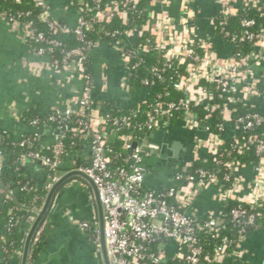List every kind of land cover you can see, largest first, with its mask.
Instances as JSON below:
<instances>
[{
  "label": "built area",
  "instance_id": "built-area-1",
  "mask_svg": "<svg viewBox=\"0 0 264 264\" xmlns=\"http://www.w3.org/2000/svg\"><path fill=\"white\" fill-rule=\"evenodd\" d=\"M34 1L41 8L39 19L46 23L52 33L73 32L84 43L63 49L62 59L47 56L46 48L36 49L31 43L37 56L47 58L41 62L40 68L68 72L71 77L82 81L83 86L73 104L56 107L50 116L51 121L60 125L55 143L47 146L52 155L29 151L21 156L38 161L52 174L58 173L63 164L69 161L73 170L86 173L94 181L104 210V235L111 264H144L146 261L163 264L170 260H178V264H224L227 260L243 263L248 253L244 242L249 228L254 226L260 230L257 219L264 217L261 214L264 209V131L242 136L245 144L253 145L258 158L256 161L244 163L232 157L231 151L223 150V146L226 139H235L241 129L264 127V111L238 113L244 107L264 106V26L256 31L250 30L248 27L253 26L255 21L243 19L242 25L246 29L240 34H233L226 26L239 6L255 5L260 0H219L220 8L210 22L215 34L233 47V51L225 57L219 56L214 42L209 37L199 36L194 26L184 23L179 29L168 17L157 18L155 25L150 26V21L155 18L151 15L144 24L125 29V42H110L126 67L123 84L127 90V79L132 75V70L142 63L139 59L132 64V59L145 55L151 49L163 51L166 61H176L185 68V73L173 84L182 97L177 101L158 99L148 117L140 123L139 127L145 129L144 133L138 137L132 134L122 137L123 147L128 154L124 163L116 168L112 166L107 135L114 126L127 124L130 116L103 115L93 109V75L87 71L85 63L89 60L90 51L100 42L86 41L83 29H90L98 22L108 23L114 16L122 17L126 22L140 0H108L104 7L101 6L102 0H93L95 14L90 19L78 15L75 26L55 18L47 0ZM156 1L160 0H150L151 3ZM184 11L192 17L187 3ZM1 15L3 22L19 27L25 39H47L44 32H37L30 24ZM144 31L150 32L154 38L136 44V38ZM244 42H250L253 46L249 53L238 52V43ZM49 43L53 47H61L62 44L58 39H51ZM151 70L158 79H163L159 68L154 66ZM205 83L214 87L210 88ZM143 84L148 86L153 81L145 79ZM220 98H224V101L219 102ZM199 104H205V119L217 110L221 112L223 122L218 125V132L202 124V118L196 112ZM138 112L134 111L133 115ZM179 112L177 123H174L172 117ZM71 118L78 120L73 128L74 134L92 140V156L88 166L79 165L75 156L64 159L62 132L71 127ZM176 124L195 133L190 149L191 159L180 161L169 171V183L165 187L145 188L146 169L142 167V161L144 157L151 156L150 152L145 151L148 145L146 135L168 133ZM26 125L40 128L38 120ZM225 130L227 134L223 135L221 132ZM31 134L40 141L39 132ZM19 145L25 146L26 139H22ZM233 148L239 152L242 150L236 144ZM201 151L205 154L202 155ZM209 156H212L218 170L200 168L194 174L185 173L195 160L206 161ZM3 161L4 149L0 147V167ZM172 180H183L184 183L171 185ZM212 187L216 189L213 195L216 207L198 211L195 208L197 197ZM229 201L237 204L226 211L224 206ZM39 210L32 209L28 216L30 223L35 221ZM80 225L83 228L90 226L87 222ZM228 226L235 230L237 238L221 234ZM200 231L218 238L211 253L205 252L200 243ZM157 239H160L157 250L151 251L150 244Z\"/></svg>",
  "mask_w": 264,
  "mask_h": 264
},
{
  "label": "crops",
  "instance_id": "crops-1",
  "mask_svg": "<svg viewBox=\"0 0 264 264\" xmlns=\"http://www.w3.org/2000/svg\"><path fill=\"white\" fill-rule=\"evenodd\" d=\"M47 2L55 18L72 26L77 24V12L67 8L64 5V0H47ZM185 3L190 9L192 17L184 11ZM147 8L155 17L150 21V26L155 25L157 18L168 17L177 24L179 29L186 23L189 26H194L199 36L209 37L214 42L219 56L225 57L233 51L231 45L225 43L215 34L210 22L211 17L220 8L219 0H188L187 2L186 0H160L153 3L149 1ZM44 60L47 58L35 54L31 41L25 39L23 31L19 27H13L7 22L0 23V129L11 134L15 139H20L26 133L39 132L40 141L48 146L55 143L58 137L57 130L26 125L21 120L23 112L36 109L41 113H47L56 107L73 104L79 97L83 83L65 71L42 70L40 65ZM89 62L94 82V99L116 101L124 107L132 106L127 105L130 102L124 97L125 92L133 93L129 89L127 90L123 84L127 75L126 67L111 43L102 41L95 46L89 53ZM166 138L170 140L171 144L179 142L187 147L185 151L179 152V162L191 159L190 149L195 139L193 131H188L180 127V124H176L168 133L158 132L149 139L153 143H160ZM201 154L204 155V151H201ZM91 156L90 146L85 145L75 158L86 162ZM154 156L146 157L148 162L153 165ZM23 163L26 173L41 184L48 185L56 177L54 182L48 186L49 190L57 180L74 171L72 163L69 161L63 164L56 176L38 161L23 158ZM144 186L145 188H163L153 183L152 177H146ZM215 190L212 187L201 192L195 201V208L198 211L204 212L209 208L216 207L213 201ZM70 218L74 224L89 223V230L99 219L94 191L87 181L78 176L69 178L59 188L49 214L38 230L30 249V252L33 249L40 250L38 259L30 260L29 253L28 264H64L63 259L60 258L63 245H56L52 237ZM31 225L32 223L28 220L21 221L20 227L26 236ZM50 243L53 244V247L49 249L47 247ZM244 248L248 253L243 263L227 260L224 264H264V231H251L244 242ZM22 253L23 249L18 250L13 256V263L10 264H21ZM80 255L78 259L75 255H71V259H77L79 264H105L99 246L96 248L89 241L82 245Z\"/></svg>",
  "mask_w": 264,
  "mask_h": 264
},
{
  "label": "trees",
  "instance_id": "trees-1",
  "mask_svg": "<svg viewBox=\"0 0 264 264\" xmlns=\"http://www.w3.org/2000/svg\"><path fill=\"white\" fill-rule=\"evenodd\" d=\"M107 1L108 0H102L101 6L104 7ZM149 1L150 0H140L135 11L131 13L126 22L122 17L114 16L108 23L98 22L94 23L90 29L84 28V39L93 43L102 41L113 42L115 40L125 42V29L128 26H140L151 17V12L147 8ZM64 5L74 9L78 15L87 19H90L96 12L93 0H64ZM40 12L41 8L35 4L34 0H0L1 16L8 19L15 18L25 24H30L36 28L37 32H44L46 34V40L38 41L33 39L31 43L36 49L40 47L46 48L47 56L62 59L64 56L63 49L68 50L84 44L73 32L52 33L46 23L39 19ZM243 19L255 21L253 26L248 27L250 30L256 31L264 26V0H260L255 5L250 3L239 6L237 12L230 16L226 29L233 34H240L246 29L242 25ZM1 22L3 21L0 18V23ZM63 23L66 22L63 21ZM153 38L150 32H141L136 38V44ZM51 39L60 40L62 43L61 47H53L49 43ZM49 47H52V49H49ZM252 49L253 46L250 42L238 43V52L249 53ZM164 55V52L161 50L151 49L145 55L132 59V64L139 59L142 60V63L139 67L132 70V75L127 79V87L130 92L136 93L143 90L145 94L144 98L135 105L124 107L121 103L116 101L93 100V109L99 111L103 115L109 114L119 117L130 116L127 124L118 127L114 126L107 135V145L113 159L112 166L114 168L122 165L128 154L123 147L122 137L127 134L138 137L144 133L145 129L139 127L140 123L148 117L155 102L158 101V99L177 101L182 97L181 92L176 90L173 84L181 74L185 73V68L176 61H166ZM85 66L87 71L91 72L89 60L85 63ZM154 66L159 68L163 79H158L157 75H154L151 70ZM145 79L153 81V84L145 86L143 84ZM205 84L210 88L214 87L211 84ZM218 101L223 102L224 98H220ZM136 110L139 112L134 116L133 112ZM246 111H264V106L257 108L244 107L240 109L238 113H244ZM54 112L55 109L47 113H41L36 109H30L23 112L21 120L25 124H29L32 120H38L40 128L59 130L60 125L58 122L50 120V116L53 115ZM196 112L201 116L203 125H208L216 132L219 131L218 125L223 122L219 110L213 112L212 116L208 119H205V115L207 114L205 104H199L196 108ZM180 114L181 112L175 117H172L174 123H177V116ZM69 122L71 127L62 132V140L65 145L64 159L77 156L85 145H89L90 149L92 146L90 137L74 134L73 128L77 126L78 120L76 118H71ZM262 131H264V127H259L254 130L241 129L237 133L235 139H226L223 150L231 151L232 157L238 158L244 163L256 161L258 158L254 153L253 145L245 144V141L242 140V136L261 133ZM221 133L226 135L227 130ZM148 134L150 133L146 135L147 140H149ZM22 139H26L25 146L19 145ZM235 144L242 147L240 152L238 149L233 148ZM0 147L4 149V160L6 161L5 171L3 173L0 172V189L2 190L0 192V264H10L13 263V256L15 253L23 249L26 239L25 232L20 227L21 221L24 220L26 222L28 220V216L32 213V209L42 208L49 192L48 186L50 183L54 182L56 177H54V179L52 178L53 180L50 181L48 185H45L34 180L26 173L23 158L21 157L22 153L39 151L42 154L52 155L51 149L36 139L33 134L26 133L24 137L15 139L11 134L0 129ZM77 162L79 165L88 166L90 165L91 158L86 162H81L80 159H78ZM200 168L218 170L219 167L213 163L212 156H209L206 161L195 160L193 164L187 168L185 173L194 174ZM54 175L56 176L57 173ZM183 183V180H172L170 184L181 185ZM236 204L237 202L229 201L226 206H224L225 210L229 211L231 207ZM261 214H264V209L261 210ZM257 224H260V230L264 229V217H258ZM254 230H256V227H250L249 233ZM221 234L232 236L234 239L237 238V233L231 226L224 229ZM199 238L205 252L211 253L218 243V238H212L205 233V231H200ZM159 241L160 239H157L150 244L151 251L157 250L156 245ZM183 249L184 251L186 250V248ZM39 253V249H33V251L30 252V260L38 259ZM178 263V260H170L163 264ZM144 264H152V262L146 261Z\"/></svg>",
  "mask_w": 264,
  "mask_h": 264
},
{
  "label": "water",
  "instance_id": "water-1",
  "mask_svg": "<svg viewBox=\"0 0 264 264\" xmlns=\"http://www.w3.org/2000/svg\"><path fill=\"white\" fill-rule=\"evenodd\" d=\"M144 92H138V93H129L125 92L124 97L129 100V104L127 105H135L139 101H141L144 98ZM155 133L148 134L149 138L153 137ZM161 144L165 145L163 148L167 149L170 153L172 158L168 165L161 166L159 159H160V148ZM186 146H183L181 143L176 142L174 144H171L168 146L164 141L160 143H153L149 139V143L147 147H145L146 152H150L151 155L154 156V165L151 162H148L146 157L143 158L142 161V167L146 169V177L150 178L152 177V182L155 183L158 187H165L169 181V170L170 168L175 167L179 163V152L185 151ZM5 164L6 161L4 160L2 163V167H0V172L3 173L5 171ZM78 176L83 178L85 181H87L95 194V200L97 203V209H98V218H99V231L97 236H90L89 229L83 228L78 224H74L72 222V218L67 219V223L61 227V229L55 233V235L52 237V240L54 243L63 245V248L60 252V258L63 259L64 264H79L77 259L81 256L80 252L82 250V245L85 244V242L89 241L91 244L95 245L96 248L99 246L103 260L105 264H111L107 248H106V242H105V235H104V210L102 203L100 201L99 192L98 189L94 183V181L84 172L74 170L68 173L67 175L61 177L59 180H57L52 187L50 188L45 202L42 206V208L38 211L37 217L35 221L32 223L31 228L26 236L25 242H24V248L21 258V264H28L29 259V253L32 246V243L37 235L38 230L40 229L41 225L45 221L46 216L49 214V211L52 207L53 201L55 199V196L57 192L59 191V188L71 177ZM53 244H48L47 248H52ZM71 255H75L77 259H71ZM79 256V257H78Z\"/></svg>",
  "mask_w": 264,
  "mask_h": 264
},
{
  "label": "flooded vegetation",
  "instance_id": "flooded-vegetation-1",
  "mask_svg": "<svg viewBox=\"0 0 264 264\" xmlns=\"http://www.w3.org/2000/svg\"><path fill=\"white\" fill-rule=\"evenodd\" d=\"M166 144L168 146H170V140L168 138H166L165 140ZM165 145L161 144V148H160V159L159 162L161 164V166H166L169 164V162L171 161V154L167 153L168 150L163 148ZM97 230V231H96ZM98 231H99V219L97 220L96 224L94 223L92 225V228L89 230L90 236H97L98 235Z\"/></svg>",
  "mask_w": 264,
  "mask_h": 264
}]
</instances>
